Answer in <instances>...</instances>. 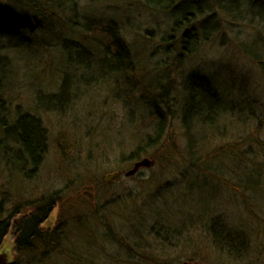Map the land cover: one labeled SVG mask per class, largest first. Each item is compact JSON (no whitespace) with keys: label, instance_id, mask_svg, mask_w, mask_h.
<instances>
[{"label":"rangeland","instance_id":"374dc122","mask_svg":"<svg viewBox=\"0 0 264 264\" xmlns=\"http://www.w3.org/2000/svg\"><path fill=\"white\" fill-rule=\"evenodd\" d=\"M74 1L78 3L79 15L94 20L92 29L97 31L96 26L106 28L111 24V28L120 30L119 38L128 46L137 69L127 80L131 72L107 75L121 60L114 61L108 71L101 65L97 71L100 66L93 61L85 76L90 77V82H82L85 85L78 84L76 89L71 85L70 98L64 106L52 107L57 111L38 110L36 115L47 131V145L32 174H25L30 166L22 168L17 162H5L0 152V220L10 222L15 209L18 213L32 210L38 201L53 197L54 235L50 238L61 240L58 252L55 249L44 259L39 252L24 254L16 259V264H151V256L169 258V264H264V177L256 181L262 197L256 202L249 197L251 187L247 182L252 183V179L243 177L236 186V174L242 172L227 157L230 151L223 149L232 148L234 143L242 145L244 154L252 146L255 149L250 137L257 118L262 120L259 138L264 140V78L237 43L252 42L250 37L257 38L264 24L235 22L208 35L200 33L194 53L177 60L172 55L162 57L159 52L161 37L170 33L172 21L162 9L170 0H162L146 14V0ZM129 4L131 9L126 8ZM24 15L21 8L0 0L1 17ZM250 19L251 16L246 21ZM74 20L77 30L73 31L65 20L39 22L40 27L31 20L30 29L24 31L32 43L28 49L9 51L6 38L0 37L1 55L9 59L8 92L21 97L20 101L13 100V107L21 104L24 110L34 113L37 92L45 96L59 93L62 78L73 72L65 62L67 54L58 50L67 41L81 42L75 31L89 37L80 30L85 21L81 17ZM222 21L220 16L215 23L223 24ZM128 25L132 26L130 30ZM145 33L151 34L148 41L143 38ZM175 36H180V32ZM104 38L106 35L98 32L92 45L86 43L93 59L101 56L100 51L92 50L93 43L98 41L102 46ZM76 73L73 75L80 76ZM202 79L209 80L222 97L221 112L201 128L205 133L195 134L198 150L182 154L179 145L184 139L178 115L186 103L187 84L194 83L192 87L197 89ZM156 112L163 114L164 130L171 128L175 132L179 153L169 156L168 150L159 148L165 140L161 139L158 147L148 149L141 157L154 162L133 178L147 179V194L127 178L120 181V188L97 193L98 180L103 182L106 174L125 172L131 167L133 162L122 165L121 158L153 133ZM248 138L250 142L246 143ZM216 148L223 150L215 152ZM110 150L106 157L102 155ZM194 152L196 159H192ZM223 152H229L227 158ZM200 157L206 158L204 162H198ZM236 187L246 198L236 192ZM214 221L217 228L230 225L238 230L239 236L233 240H215L225 248L231 243L236 253L226 254L215 247V241L206 239L207 226ZM161 237L175 240L164 241ZM111 240L123 241L134 250L135 258L126 259L127 246L122 244L121 251Z\"/></svg>","mask_w":264,"mask_h":264},{"label":"trees","instance_id":"16d2710c","mask_svg":"<svg viewBox=\"0 0 264 264\" xmlns=\"http://www.w3.org/2000/svg\"><path fill=\"white\" fill-rule=\"evenodd\" d=\"M1 1L7 2L8 4H11L17 8H21L26 14V16L24 15L21 18L0 16V37H3L4 39L6 38L8 46L7 49L9 51L28 49L31 46L32 43H30V40L24 34V31L30 29L31 20H33L34 22L36 21L38 25L39 22L41 24L42 22H47L48 20H51L49 22L60 19L61 21L65 20L66 24L69 27V30L73 31L77 30V27L74 25L77 22L74 19H76L77 17H81L85 21V23L81 25L80 30H83V32L86 35L88 34V36L91 38L90 39L80 32L75 31L74 34L78 35V37L81 38V42H75L74 40L73 42L67 41V43H64L62 45V48L58 50L59 52L61 51L64 54H67V59L65 62L68 65V68L71 69L73 73H70V76L65 75L62 78V86L59 89V93L57 95L55 94L45 96L41 92H37L35 94V107L34 109L32 108V111L34 113L30 112L31 109L24 110L21 104H17L15 107H13V100L20 101L21 97L19 94H15L12 96L10 94V91L8 92L7 79L9 80V59L6 55H1L0 52V152L2 153V158L5 162H17L22 168L30 166L31 169H29L25 173L26 175H28L32 174L34 168L41 163L47 145V131L44 128L41 119L36 115V112H50L52 110H56L57 107L60 108V106H64V104H66L68 99L70 98V92H68L70 87L73 86V88L76 89L78 87V84H83L82 82L88 84L90 82H88V80H90V77L85 76L87 75V73H89L88 71H91L90 66L92 65L93 61L94 64H99V66L101 65L103 66V68H106L105 71H108L111 70V68L114 66V61L121 60L120 64L116 65L115 70L109 71L107 75L119 74L122 71H124L125 73L131 72L125 78L127 80L129 77H132L135 74V70L137 69V67L135 68V66H133V58L131 56L130 50L128 49V46L126 48L124 46V40L122 38H119L118 33L120 32V30L111 28V24H108L106 28H103L102 26H96V28L98 29L97 31L95 30V28L92 29L91 23H93L94 20L89 19L88 16L79 15L77 1ZM141 1L139 2L142 3ZM162 3V0H146L143 4V6L146 7L144 10L145 14L149 13V11L155 9L156 6H159ZM140 6H142V4ZM131 7L132 6H130L129 4L126 8L131 9ZM162 7V9H164V12L170 17V20L172 21L169 28L170 33L165 34L163 38L161 37L160 39L159 45L161 47L159 48V52L161 51L162 57L171 55L176 56V59L179 57L183 58V56H186V58L189 57L194 53L193 50L194 47L198 44L199 36L203 33L207 34L210 31H216L220 28V26L226 29L231 27V25H233V23L235 22H249V25L254 24L256 26L259 24H264V0H170L166 7ZM220 16L223 19V24H221L220 22L215 23L216 18ZM250 16L252 19L246 21ZM127 27H129V30L132 28V26L130 25H128ZM125 29L128 31L127 28ZM98 32L99 35H106V39L104 38V40H102V46L99 45L98 41H96L95 44L93 43L94 46L92 47V50L95 52H101V56L99 59H93L90 56L91 51L89 52V48L86 46V43L89 42L92 45V40H95V34ZM124 32L126 31L124 30ZM177 32H180V36H175L177 35ZM150 35L151 34L148 35L145 33L143 35V38L148 41ZM205 36L206 35L202 36L201 38H205ZM250 39H253V41L247 44H242L240 41H238L237 43L239 45V49L241 53H243L260 70V74L264 78V28L263 32L257 35V38L254 39L253 36L250 37ZM67 50L73 51V53H68ZM58 51L57 53H59ZM175 58H171V60H174ZM101 66L96 67L97 71H100ZM76 72L80 73V76H74L73 74H77ZM191 77L194 78L195 75ZM197 80L200 81V78ZM201 81L202 84H199L197 89L195 87H192L194 83L189 82L187 84L186 89L188 93L186 96V103L183 104V108L181 107L182 111H180L178 115L182 126L179 131L182 133H180V135H183L182 137L184 139H182V144L179 145L181 147L182 154L187 151L192 152V149H197L198 146L194 139L195 134H198V131L199 133H205L206 131H203L201 128L206 125L208 126L212 122V120L216 118L217 112H221L219 105L222 102V97L218 95L216 87L214 89L209 80L208 82L207 80L203 79ZM194 89L197 91L193 92ZM239 91L242 92V87H240ZM52 107H55L56 109ZM262 113L264 114V108L262 110ZM170 114L171 113H169L168 115ZM162 115L163 114H161L160 112H156L155 118L157 122L155 124L156 126L153 128V133L151 135H148L143 141H141L140 144L137 145L135 149L131 151V153H129V155H127L126 158H121L122 165H129L130 162L139 160L147 152L148 149L158 147L159 145L157 144H159V141L161 139L165 140H162L163 143L160 144V149H162L163 151L168 150L170 152L169 156H176V151L177 153H179V151L176 149L180 148L177 146V144H175L173 138L176 134L171 128H169L168 130H164V119ZM252 115L255 116L253 113ZM257 121V126L251 133L250 137V141L255 146V149L252 146L249 150L246 151L247 153L244 154V149L239 143H234L233 145H231L232 148H223L225 151H230L231 154L227 157H230L229 159L232 162H235L242 172L236 174V176L238 175L236 186L243 182V177H250L253 182H247V184L251 187V193L249 194V197L256 202L257 200H260L259 198H262L260 195V187H258L257 189L258 185L256 181L259 180L260 177H264V140H261L259 138V132L262 128V120H260V118H257ZM248 140L249 138L245 140L246 143L250 142ZM170 141H173V143H171L172 145L167 146L168 142ZM199 141L201 140L199 139ZM251 143H249L248 145H252ZM221 149L222 148H216L214 151L216 152ZM110 152L111 150L109 152H103L102 155L106 157ZM228 153L229 152H223L222 155L227 158L226 154ZM97 158L101 159L100 156ZM196 158L197 157L195 156L194 152L192 159ZM204 159L206 158L200 157L198 162H204ZM250 165L252 166L250 167ZM239 176L242 177V180L239 179ZM153 177L154 176L150 178V182L154 179ZM133 178L134 177L128 180L134 181L135 186L138 187L140 192L142 191L143 194H147L150 189L146 186V183H148L147 179L140 180L137 178ZM84 181L85 179L82 180L81 183H83ZM121 183L122 182H118L113 185H105L101 180H98L97 184H95V190L97 193H100L101 191L105 194V192L110 189L115 190L116 188H120L119 185ZM238 187H236L237 193L239 192ZM239 193L246 198V195L243 194L242 191H240ZM54 204L55 203L53 197H49L45 200L38 201L36 203L35 209L20 213H18V211H16L15 209V212L10 218V222L8 221V219L0 220L1 246L4 236H6L9 231L12 219L15 216L23 214L15 223L13 229V235L15 239V246L13 250L14 264H16V259L24 254L33 255L39 252V257H42L44 259L46 258L44 257L45 255H48V253L53 252L55 249H57L58 252V247L61 243V240H51L50 237L54 235V231L49 232L41 229V223L52 210ZM217 226L218 225L215 221L209 223L207 226L208 237H206V239H210L211 243H213L215 240H233L239 236L238 230L234 228L232 229L230 225H227L226 228H217ZM229 228L231 231L229 230ZM154 233L156 235V232ZM161 239L164 241L175 240L172 238L164 237H161ZM111 242L114 245L118 246L121 251L124 250L122 248V244L127 246L129 250L127 249V253H125L124 251V254L127 255L125 257L126 259L135 258L134 250H132V248L127 244L123 243V241L111 240ZM189 244H191V242H189ZM216 245L217 248L219 247L220 250L222 249L224 252H226V254L231 255L233 252L236 253L235 246H233L231 243L229 244L230 247L228 248L223 247V243L217 244L216 242L215 247ZM142 248L144 249L143 245ZM150 253L151 252H149V254ZM143 258L146 259L145 256H143ZM150 262L151 264H169V258L162 259V257L159 258L157 256H151Z\"/></svg>","mask_w":264,"mask_h":264},{"label":"water","instance_id":"95a60500","mask_svg":"<svg viewBox=\"0 0 264 264\" xmlns=\"http://www.w3.org/2000/svg\"><path fill=\"white\" fill-rule=\"evenodd\" d=\"M153 161L150 158H141L135 161L131 167L125 172H113L106 174L103 177V182L106 185H112L119 182L122 178H130L138 174L141 169H148L153 165ZM54 209L47 215L44 221L41 224V228L45 231H52L54 228ZM21 216H16L12 219L10 228L6 236H4L3 241L0 246V264H14V255L13 250L15 246V241L12 239V231L15 226V223L20 219ZM181 264H199L197 262L183 261Z\"/></svg>","mask_w":264,"mask_h":264}]
</instances>
